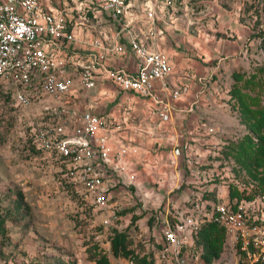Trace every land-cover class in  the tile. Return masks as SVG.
Masks as SVG:
<instances>
[{"label":"rangeland","instance_id":"rangeland-1","mask_svg":"<svg viewBox=\"0 0 264 264\" xmlns=\"http://www.w3.org/2000/svg\"><path fill=\"white\" fill-rule=\"evenodd\" d=\"M64 1L60 8L71 9L70 27L102 37L119 30L120 25L104 11L92 9L94 3ZM223 2L227 17L234 8L238 14L232 15L251 29L243 53L235 56L234 63L226 60L218 71L225 86L221 99L225 105L211 124L219 132L200 135L202 147L210 143L217 147L199 160L195 158L198 155L186 162L184 159L180 168L179 163L174 165L184 178L179 188L167 183L157 188L147 182L142 188L109 185L106 204H96L79 177L68 173L65 159L41 148L37 140L40 129L52 128L63 118L69 123L65 136L74 135L79 115L85 110L80 103L86 94L94 93L82 87L77 66L67 64L68 79L77 94L68 101L67 96L53 97L39 91L30 106L22 107L15 104L12 89L0 81V264H101L96 260L102 255L109 264H134V259L113 256L110 239L115 231L128 234L137 257L151 253L153 264H170L161 256L165 221L174 224L185 206L193 202L202 212L212 201H225L232 187L243 197L264 195V148L241 117L238 99V95H245L252 101L250 109L264 108V0ZM133 123L139 124L140 118ZM190 253L200 252L193 247ZM191 263L248 264V260L225 232L218 258L211 263L192 258Z\"/></svg>","mask_w":264,"mask_h":264},{"label":"built area","instance_id":"built-area-1","mask_svg":"<svg viewBox=\"0 0 264 264\" xmlns=\"http://www.w3.org/2000/svg\"><path fill=\"white\" fill-rule=\"evenodd\" d=\"M87 1L94 3L92 9L104 11L111 21L118 23L130 5L142 3L148 19V36L156 37L155 8L162 0ZM68 20L63 9H46L40 0H0V81L12 89L15 104L30 106L39 91L73 100L67 72V64L72 63L77 66L85 89L96 86L94 71L98 66L118 89L152 99L160 120H170L172 101L188 88L169 89L166 78L171 65L164 52L147 44L127 22H121L119 30L104 40L96 35L77 36ZM130 52L136 58L133 70L106 66L109 56H126ZM66 127L69 123L63 118L52 128L40 129L37 140L41 148L53 150L65 159L68 173L73 178L79 177L96 204H106L109 185L135 184L136 175L129 159L139 149L114 143L102 116L85 109L79 115L73 136H65ZM216 147V143L206 145L202 156H208ZM181 153V147L173 149L171 164L177 165ZM108 163L114 166L112 173L105 171ZM189 170L192 172L193 168ZM113 176L116 183L111 181ZM177 216L174 224L166 220L163 230L161 256L169 259L170 264H192V258L195 262L201 260L200 253L189 254L193 248L190 235L205 221L223 226L248 264L264 261V195L240 200L228 196L225 201L211 202L202 212L198 205L185 206ZM108 222L104 220L105 224Z\"/></svg>","mask_w":264,"mask_h":264},{"label":"crops","instance_id":"crops-1","mask_svg":"<svg viewBox=\"0 0 264 264\" xmlns=\"http://www.w3.org/2000/svg\"><path fill=\"white\" fill-rule=\"evenodd\" d=\"M40 1L46 9H63L68 16L70 14L71 9L60 8L65 4L64 0L63 3L58 0ZM228 13L227 17L223 0H162L155 8V38L148 36V19L142 3L134 2L122 16L121 22L129 23L147 44L167 55L171 65L166 78L169 89L188 88L172 101L170 120L161 121L155 113L152 99L118 89L96 66V86L88 89L94 93L86 94L87 99L84 97L80 104L102 116L114 143L138 147L139 153L129 159L136 175L135 184L131 186L142 188L147 182L154 183L157 188H161L162 183L179 188L184 178L170 162L173 149L176 146L182 149L177 162L180 168L184 159L186 162L190 157L198 155L196 160L202 157L205 146L200 143L201 134L219 132L218 127L211 124L213 119L221 116V107L225 105L221 102L225 97V86L219 80L218 71L226 60L234 63L235 56L243 53V43L251 29L232 15L238 14L234 8ZM121 22L117 23L121 26ZM71 29L79 37H102L89 31L83 33L73 26ZM114 32L112 30L102 38L108 40ZM224 34L230 38H225ZM105 64L107 67L122 66L133 70L136 58L131 52L126 56L112 55ZM216 74V78L213 77ZM135 118H140L137 125L133 123ZM113 168V164L108 163L105 171L112 173ZM142 171L148 174L139 175ZM158 171L161 175H154ZM111 181L116 183V177H111ZM117 186L126 187L122 183Z\"/></svg>","mask_w":264,"mask_h":264},{"label":"trees","instance_id":"trees-1","mask_svg":"<svg viewBox=\"0 0 264 264\" xmlns=\"http://www.w3.org/2000/svg\"><path fill=\"white\" fill-rule=\"evenodd\" d=\"M238 99L239 105L241 106V117L244 118V122L256 134L257 139L264 148V108L250 109L252 101H250L251 99L245 95H238ZM229 197H236L238 200L244 198L251 199L250 197H243L241 192L235 187L230 189ZM210 203L206 206L209 207ZM191 205H193V202ZM190 239L193 247H196V249L200 252V258L203 262L211 263L214 259L220 256V253L223 250L225 242V229L223 226L212 221L201 222L199 228L191 233ZM130 243L131 239L125 231H115L110 239V249L113 256L129 258L131 260L134 259V264L154 263L155 256L153 257L151 253L148 255L144 254L141 257L134 255V251L131 249ZM96 262L109 264L108 259L104 255L100 256ZM255 264H264V261H260Z\"/></svg>","mask_w":264,"mask_h":264}]
</instances>
